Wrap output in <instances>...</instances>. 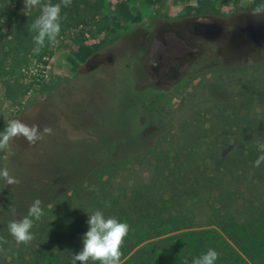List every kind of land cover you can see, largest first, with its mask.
I'll use <instances>...</instances> for the list:
<instances>
[{"label":"rangeland","instance_id":"1","mask_svg":"<svg viewBox=\"0 0 264 264\" xmlns=\"http://www.w3.org/2000/svg\"><path fill=\"white\" fill-rule=\"evenodd\" d=\"M252 2L106 0L107 30L68 27L43 61L29 58L24 96L8 100L0 81V132L19 119L55 133L35 145L22 137L12 143L19 159L10 174L21 182L5 186L32 199L19 213L37 198L45 209L63 193L77 195L96 172L102 182L114 178V187L136 182L144 167L137 156H174L186 125L201 133L202 120L216 119V109L249 96L240 90L247 83L254 88L250 114L264 117L256 91L264 87V20L251 15ZM183 34L193 37L184 48L190 52H160ZM2 154L0 168L14 156Z\"/></svg>","mask_w":264,"mask_h":264},{"label":"trees","instance_id":"2","mask_svg":"<svg viewBox=\"0 0 264 264\" xmlns=\"http://www.w3.org/2000/svg\"><path fill=\"white\" fill-rule=\"evenodd\" d=\"M105 1L71 0L70 6H62L59 37L68 27L107 30ZM261 3L253 0L250 10ZM39 15V8L25 10L24 0H0V81L12 102L30 89L22 81L29 58L43 61L51 47L46 41L33 54L36 33L30 28ZM240 90L249 96L216 109V119L202 120L201 133L187 124L190 128L177 137L174 156H137L144 167L136 182L114 187V178L102 182V173L96 172L86 187L80 184L83 190L77 195L63 193L43 208L51 222L45 224L43 214L27 245L15 243L8 224L27 215L19 210L32 199L18 198L0 179V237L8 241L2 245L0 264H72V256L82 250L89 214L96 210L130 226L121 264H184L185 259L191 264L209 249L219 253L215 264H264V162L253 167L264 154V117L250 114L253 86L247 83ZM256 91L264 99V87ZM18 159L14 155L5 164L11 174L18 172Z\"/></svg>","mask_w":264,"mask_h":264},{"label":"clouds","instance_id":"3","mask_svg":"<svg viewBox=\"0 0 264 264\" xmlns=\"http://www.w3.org/2000/svg\"><path fill=\"white\" fill-rule=\"evenodd\" d=\"M71 0H60L59 3L43 2V0H24V9L31 11L39 8L40 15L32 23L30 30L35 32L33 37V54L38 55L47 41L51 46H58L61 32V8L68 7ZM251 15L257 20H264V3L257 5ZM51 127L45 126L41 131L38 125H28L19 119H11L6 127L0 132V152L5 153L3 159L7 160L15 153L12 150L14 140L24 138L29 144L35 145L37 141L45 139L46 136L54 135ZM264 162V154L260 155L253 164V167H259ZM0 179L4 185H19L20 180L12 176L7 167L0 168ZM15 213V210H12ZM43 215L42 201L37 198L28 209L26 216L9 222L8 231L16 244H29L34 235L31 231L33 219L39 220ZM88 230L82 238V250L72 256V264L77 261L80 264H89V261L98 262V264H121L123 255L121 249L130 231L127 222H120L115 216L106 217L101 210H96L89 214L87 220ZM8 241L0 237V251ZM219 253L214 249H209L205 254L194 257L191 264H215ZM184 264H188L185 259Z\"/></svg>","mask_w":264,"mask_h":264},{"label":"flooded vegetation","instance_id":"4","mask_svg":"<svg viewBox=\"0 0 264 264\" xmlns=\"http://www.w3.org/2000/svg\"><path fill=\"white\" fill-rule=\"evenodd\" d=\"M210 32L212 35L215 34V32L213 30H210ZM179 37H172V38H169L167 40L166 45L170 46L172 48V50H171V48H169V49L161 50L160 52H190V51H186V49H184V48L186 45H188V43H191L190 42L192 40L191 38H193L192 35L191 34H183V35H179ZM195 40H196V38H195Z\"/></svg>","mask_w":264,"mask_h":264}]
</instances>
